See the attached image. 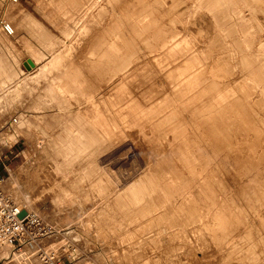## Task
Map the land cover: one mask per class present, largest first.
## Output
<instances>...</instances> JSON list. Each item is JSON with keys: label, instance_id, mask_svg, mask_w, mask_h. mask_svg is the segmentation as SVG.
I'll list each match as a JSON object with an SVG mask.
<instances>
[{"label": "rangeland", "instance_id": "1", "mask_svg": "<svg viewBox=\"0 0 264 264\" xmlns=\"http://www.w3.org/2000/svg\"><path fill=\"white\" fill-rule=\"evenodd\" d=\"M2 7L16 31L0 29V172L55 225L51 246L73 264H264V211L249 222L242 189L264 175V93L242 64L264 61V0ZM246 93L250 119L222 108ZM204 110L234 117L216 155Z\"/></svg>", "mask_w": 264, "mask_h": 264}, {"label": "built area", "instance_id": "2", "mask_svg": "<svg viewBox=\"0 0 264 264\" xmlns=\"http://www.w3.org/2000/svg\"><path fill=\"white\" fill-rule=\"evenodd\" d=\"M0 29L8 36L14 34L2 14ZM6 168L0 154V169ZM4 174L0 172V264H73L49 244L57 232L55 225L37 211L21 207L6 190Z\"/></svg>", "mask_w": 264, "mask_h": 264}, {"label": "bare ground", "instance_id": "3", "mask_svg": "<svg viewBox=\"0 0 264 264\" xmlns=\"http://www.w3.org/2000/svg\"><path fill=\"white\" fill-rule=\"evenodd\" d=\"M216 2H220V0H216ZM3 4V7L4 9L2 11H4V13L9 11L8 10V2L4 0V2H1ZM95 4V3H94ZM87 5V4H86ZM212 5V4H211ZM95 6V5H94ZM2 7V8H3ZM92 10V9H91ZM11 11V9H10ZM89 13V12H88ZM91 13V12H90ZM90 13L88 15H90ZM241 13V12H240ZM9 14V13H8ZM3 15V14H2ZM22 24V23H20ZM22 26V25H21ZM14 28V26H13ZM15 28H14V34H15ZM5 34V33H4ZM121 34V33H120ZM125 35V34H124ZM4 36V35H3ZM15 36V35H14ZM9 39V37H12V36H6L5 38ZM129 37V36H128ZM116 38V37H115ZM127 39V37H126ZM11 40V39H10ZM17 40V39H16ZM128 40V39H127ZM126 40V41H127ZM118 41V40H116ZM115 42V41H114ZM123 42L125 41H122L119 43V46H122L123 45ZM111 43V41H110ZM113 43V41H112ZM125 45V44H124ZM112 46V45H111ZM223 47V45H222ZM225 49V48H224ZM114 52V51H113ZM54 53V52H53ZM230 54V53H229ZM7 55V54H6ZM51 55V54H50ZM57 55H59L57 53ZM56 55V56H57ZM229 56V55H227ZM227 56L225 57V61ZM63 57V55H62ZM222 57H223V54H222ZM230 57V56H229ZM246 57V56H245ZM51 58V56H50ZM49 58V59H50ZM55 60H56V57L54 56ZM53 58V59H54ZM59 58V56L57 57ZM107 59V58H106ZM33 60V59H32ZM52 61V58L50 59ZM60 60V59H59ZM138 60V59H137ZM224 60V59H223ZM35 61V60H33ZM106 61V60H105ZM119 61V60H118ZM136 61V60H135ZM55 63V62H54ZM222 63V62H221ZM224 63V61H223ZM120 64V62H119ZM242 64H243V67L246 69L247 71V76H249L254 82H255V86L253 87L252 90L254 91H251V93H254L256 92L257 90L259 91V94L261 93H264V61L262 58L258 57V56H255V57H251L248 58V56L246 58L243 57L242 59ZM247 65L249 66L250 70L248 72L247 70ZM118 66V65H117ZM129 66V65H128ZM127 66V67H128ZM236 66V65H235ZM119 67V66H118ZM126 67V68H127ZM119 70V69H118ZM193 70V69H192ZM125 71V70H124ZM191 71V70H190ZM133 72V71H132ZM234 72V71H233ZM118 73V72H117ZM121 73V72H120ZM128 73V72H126ZM130 73V71H129ZM128 73V74H129ZM134 73V72H133ZM24 74V73H23ZM231 74V72H230ZM116 76V75H115ZM246 76V75H245ZM113 78V77H112ZM111 78V79H112ZM235 79V78H234ZM233 79V80H234ZM231 81V80H230ZM14 82H17L14 81ZM19 82V80H18ZM17 82V83H18ZM227 82V81H226ZM239 82V81H238ZM225 83V82H224ZM230 83V82H229ZM30 85V83H28ZM17 85V84H16ZM8 88V87H7ZM11 88V86L9 87ZM8 88V89H9ZM15 88V87H14ZM110 88V87H109ZM7 89V90H8ZM107 89V88H106ZM186 89V88H185ZM256 89V90H255ZM11 90V89H10ZM10 92V91H9ZM103 92V91H102ZM106 92V90H105ZM7 93V92H6ZM255 94V93H254ZM249 94L246 93V96H245V99H240V103L239 104H229V103H223L222 105V108L224 106H231L232 109L236 108H241L242 109V112H243V115L246 117V114H247V117L250 119V111L249 109H251L250 105L248 104L247 102V98H248ZM224 100V99H223ZM204 113V119L205 121L207 122H210L211 125H207L205 127H203L202 129V139H204V141L207 142V140L211 139L214 141H218L217 144H214V145H211V152L216 155L217 151L218 150H224V148H227L229 149V145L226 141H229L230 138H229V132H230V122H233L234 120V117L233 116H230V117H227V118H224V117H221L220 114H214V113H210V112H205V110L203 111ZM252 113V112H251ZM239 115V113L237 112L236 113V116ZM222 121L223 122H226V124L228 125H225L224 126V130H225V134L221 133V131H219V127H218V122ZM238 120V119H237ZM105 121V120H104ZM254 122H252V126L254 125L253 124ZM264 125V123L262 124V126ZM221 130V129H220ZM205 133V135H204ZM78 135V134H76ZM207 135V136H206ZM81 135H79L80 137ZM83 137V135H82ZM87 138V137H85ZM80 139V138H79ZM83 139V138H82ZM244 139H247V137H244ZM84 140V139H83ZM220 140H221V143H220ZM262 140H264V135H258L256 136V141L257 142H261ZM81 142L84 143V141L80 140ZM204 147H205V144H204ZM203 147V148H204ZM200 148L201 147H198V151H200ZM241 147H237L236 151L239 150ZM202 150V149H201ZM197 151V152H198ZM231 151H235V149L231 150ZM206 153L207 150H206ZM191 154V153H190ZM261 163L264 164V160L261 159L259 161V163L257 164L259 170H262L263 169V166H260ZM260 166V167H259ZM195 178V177H194ZM208 177H204L203 179V188H209V180H207ZM249 188V197H250V209H251V214H250V219L248 220L249 222H252L253 220H256V219H260V213L262 211H264V175L261 174V173H251V172H248V175H247V178H246V181L242 184V189L245 190ZM45 215V214H44ZM57 245V244H56ZM62 245V244H61ZM61 245H59L58 247H55L54 244L52 245L54 248H60ZM86 264H90L89 262L86 263Z\"/></svg>", "mask_w": 264, "mask_h": 264}]
</instances>
